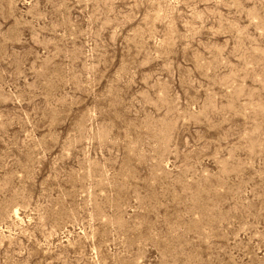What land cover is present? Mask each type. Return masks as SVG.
Masks as SVG:
<instances>
[{"label": "rangeland", "instance_id": "1", "mask_svg": "<svg viewBox=\"0 0 264 264\" xmlns=\"http://www.w3.org/2000/svg\"><path fill=\"white\" fill-rule=\"evenodd\" d=\"M0 264H264V0H0Z\"/></svg>", "mask_w": 264, "mask_h": 264}]
</instances>
